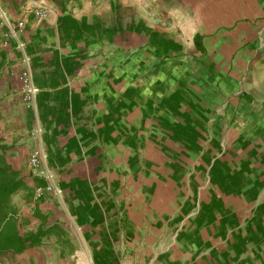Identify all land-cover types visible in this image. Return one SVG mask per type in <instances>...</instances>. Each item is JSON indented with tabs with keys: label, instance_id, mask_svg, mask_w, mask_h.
I'll return each mask as SVG.
<instances>
[{
	"label": "crops",
	"instance_id": "crops-1",
	"mask_svg": "<svg viewBox=\"0 0 264 264\" xmlns=\"http://www.w3.org/2000/svg\"><path fill=\"white\" fill-rule=\"evenodd\" d=\"M0 116L15 264H264V0H0Z\"/></svg>",
	"mask_w": 264,
	"mask_h": 264
},
{
	"label": "trees",
	"instance_id": "trees-1",
	"mask_svg": "<svg viewBox=\"0 0 264 264\" xmlns=\"http://www.w3.org/2000/svg\"><path fill=\"white\" fill-rule=\"evenodd\" d=\"M1 118V116H0ZM8 147L0 138V262L15 264L14 255L39 244L42 231L23 236L11 198L19 189L26 188L19 171L7 159Z\"/></svg>",
	"mask_w": 264,
	"mask_h": 264
},
{
	"label": "built area",
	"instance_id": "built-area-1",
	"mask_svg": "<svg viewBox=\"0 0 264 264\" xmlns=\"http://www.w3.org/2000/svg\"><path fill=\"white\" fill-rule=\"evenodd\" d=\"M33 14L37 17L44 18L46 16V10L42 7H38L33 10ZM23 27L24 22L17 21L16 23L9 25L8 33L10 36L16 38L20 34ZM7 43L8 42L6 40L1 41L2 45H7ZM19 80L21 83V99L26 105H29L33 101L36 88L32 83L31 75L27 68L21 71ZM27 167L32 177L47 179L50 177L48 171L41 165V153L38 149H33L29 153L27 159ZM33 192V197L35 199H40L45 193H58V190L53 186V184L49 183L46 185L35 186Z\"/></svg>",
	"mask_w": 264,
	"mask_h": 264
},
{
	"label": "rangeland",
	"instance_id": "rangeland-1",
	"mask_svg": "<svg viewBox=\"0 0 264 264\" xmlns=\"http://www.w3.org/2000/svg\"><path fill=\"white\" fill-rule=\"evenodd\" d=\"M0 264H2V263L0 262Z\"/></svg>",
	"mask_w": 264,
	"mask_h": 264
}]
</instances>
